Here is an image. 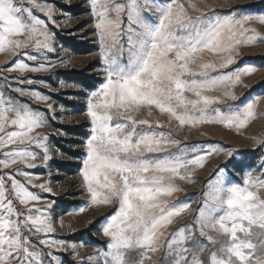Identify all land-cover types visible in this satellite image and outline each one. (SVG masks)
Here are the masks:
<instances>
[{
	"label": "snow or ice",
	"instance_id": "1",
	"mask_svg": "<svg viewBox=\"0 0 264 264\" xmlns=\"http://www.w3.org/2000/svg\"><path fill=\"white\" fill-rule=\"evenodd\" d=\"M63 4L71 7L72 0ZM86 6L99 80L85 87L59 79L57 88L85 95L89 124L76 157L87 199L67 214L109 209L101 217L104 246L82 257L83 242L56 238L64 220L55 200L42 203L43 193L55 195L52 172L36 183L41 177L31 171L54 159L50 136L68 135L40 131L50 121L63 123L70 111L49 103L40 90L54 91L46 79L28 74L54 79L71 62L63 55L70 49L57 39L71 14L55 0H0L6 57L0 61V264H64L54 253L69 250L74 264H264V156L237 160L239 149L203 130L240 134L257 118L264 89L247 95L236 89L254 87L244 78L258 65L241 49L264 42V8L206 0H86ZM193 130L206 139L190 141ZM252 139L264 148V137ZM55 155L63 159L59 149ZM220 155L224 160L212 164L199 192L188 193L185 185Z\"/></svg>",
	"mask_w": 264,
	"mask_h": 264
},
{
	"label": "rangeland",
	"instance_id": "2",
	"mask_svg": "<svg viewBox=\"0 0 264 264\" xmlns=\"http://www.w3.org/2000/svg\"><path fill=\"white\" fill-rule=\"evenodd\" d=\"M55 2L58 8L62 7L64 11L70 13L72 17L70 25L64 27L62 31L57 33L59 44L64 45L66 49H70V51L64 52L63 55L66 58H70L71 62L67 66L58 67L55 70L57 75L54 79H48V74L45 73H30L28 75L35 80L46 79L47 82L52 85L54 91L48 92L42 87L40 90L45 91L46 94L51 96L49 103L64 105L65 108L70 111V115L65 116L63 123L59 122V119L50 121V126L40 131L55 133L57 130L62 129L64 132L68 133V135L50 136L49 144L53 150L54 159L49 162L48 167H38L31 171L35 175L41 177V179L35 181L36 183H43L44 180L48 179L49 170L52 172V187L55 195L43 193L44 200L42 203L44 201H56V212L58 217H62L65 223V227H60L59 223L56 224L58 233L56 238H63L69 242H76L77 244L83 242L84 247L79 249V252L80 256L86 257L94 253L97 247L103 248L105 238L101 234V224L103 223L101 217L110 210L88 208L82 214L77 212H73L71 215L67 214L74 209H78L82 206V202L87 199L86 193H84L80 186V181L77 177L79 163L76 156L73 154H81L89 124L85 117V95L73 89H58L57 81L63 79L71 82L72 80L67 79L63 74L75 72L90 78L92 82L96 83L99 80L96 75V70L100 68V64L97 61V48L94 44L93 33L90 31L91 23L86 0H72L71 7L65 6L63 0H55ZM206 2L217 7L224 6L225 8L229 5H251V10L253 11L264 8V3H261V0H206ZM57 22H60V18H58ZM260 31L264 32V28H261ZM67 40L94 46L95 49L93 52L87 54L78 53L67 45ZM241 52L243 56L250 58L252 63L258 65V70L251 76L244 78V84L254 87L249 89L238 86L236 91L238 94L243 93L245 95L250 92H260L261 89H264V42L257 43L254 46L244 47L241 49ZM5 58V54L0 53V61H3ZM52 59H56V57L52 56ZM12 75L15 76L18 74L13 73ZM69 97H71V99H69ZM40 107L43 108L44 105H40ZM56 111L59 115L58 107ZM256 111L258 113L257 118L251 121L249 126L240 134L236 133L234 130L224 129L220 126H205L203 130L208 132L212 141H217L225 146L239 149L240 152L237 154V160L244 158L245 160L258 161L261 156H264V148H260L259 146L254 147L256 142L252 137H264V99L260 100ZM154 116L161 120L166 119V117L159 116V114L155 112ZM66 128H80V130L85 132V135L82 137L75 136L69 133ZM187 132L188 130L185 129L184 133H181V136ZM188 139L190 141H202L205 140L206 137L200 136L198 131L193 130L189 134ZM56 149H59L60 153L63 154V159L55 155ZM223 160L224 156L220 155L210 161L209 165L198 173L200 179L197 180L195 184L185 185L187 192L198 193L200 185L211 172L212 164L222 162ZM74 164H76L77 167H73L75 166ZM228 167L232 168L233 165L229 164ZM73 169H75L74 172ZM236 171H239V168H237ZM177 195L183 198L185 193L181 192ZM196 199V196H192L193 201ZM193 207L195 208L197 205L193 203ZM185 219H190V217H186ZM89 221L93 222L89 223ZM54 254L59 256L64 264H74L71 250L66 253L55 252Z\"/></svg>",
	"mask_w": 264,
	"mask_h": 264
},
{
	"label": "trees",
	"instance_id": "3",
	"mask_svg": "<svg viewBox=\"0 0 264 264\" xmlns=\"http://www.w3.org/2000/svg\"><path fill=\"white\" fill-rule=\"evenodd\" d=\"M67 45H69L71 47V49L75 50L78 53H83V54H87V53H91L94 51V46H90V45H85V44H81L78 42H73L71 40H67ZM66 76L67 79L75 81L77 83H84L85 87H87L89 84H93L94 82H92V80L90 78H87L84 75H81L79 73H69V74H63ZM69 133L75 135V136H84L85 132H83L82 130H80V128L77 129H71V128H66ZM73 155H75L77 157V153H74ZM75 166L73 167H77L76 164H74ZM75 171V169H73V172Z\"/></svg>",
	"mask_w": 264,
	"mask_h": 264
}]
</instances>
